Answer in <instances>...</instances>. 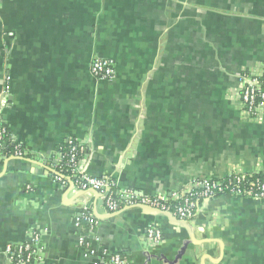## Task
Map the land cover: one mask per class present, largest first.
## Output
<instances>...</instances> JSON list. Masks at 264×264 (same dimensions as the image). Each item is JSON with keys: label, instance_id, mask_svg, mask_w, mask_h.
<instances>
[{"label": "crops", "instance_id": "1", "mask_svg": "<svg viewBox=\"0 0 264 264\" xmlns=\"http://www.w3.org/2000/svg\"><path fill=\"white\" fill-rule=\"evenodd\" d=\"M96 56L114 63L111 80L90 74ZM262 62L264 0H0L1 117L29 152L0 161V264L35 229L47 230L42 264H93L75 226L86 209L92 246L125 264H264V199L211 197L187 223L107 213L102 192L61 186L49 167L75 139L86 173L147 196L264 176V119L243 122L233 96L237 74Z\"/></svg>", "mask_w": 264, "mask_h": 264}, {"label": "built area", "instance_id": "2", "mask_svg": "<svg viewBox=\"0 0 264 264\" xmlns=\"http://www.w3.org/2000/svg\"><path fill=\"white\" fill-rule=\"evenodd\" d=\"M88 68L90 74L99 80H111L115 75L114 63L108 58L92 57ZM236 77L233 96L241 120L251 123L261 122L264 119V62L253 69L242 70ZM7 105L4 94L0 98V161L8 157L27 158L29 152L12 136L1 117ZM65 143L66 148L59 146L56 149L54 163L49 166L53 181L61 186L70 183L79 190L102 192L107 213H115L122 207H141L163 212L171 218L187 223L195 215L200 199L208 200L214 192L222 189H228L230 194L264 199V176L259 178L258 174H245L237 170L231 171L225 180H194L182 191L170 197L139 194L128 186H119L112 178L105 175L96 177L86 173L82 160L85 156V147L82 142L68 139ZM251 177L255 179L247 182L246 186H240ZM231 180H234L236 186H230ZM29 189L30 187L26 186V190ZM168 199L176 203L169 205ZM83 211L76 218L75 226L82 227L78 243L85 254L95 258L93 264H125V259L121 258L119 253L97 252L92 246L95 220L88 214L87 209ZM46 233V229H35L28 233L24 241L7 244L4 254L10 264H42L44 260L42 238ZM146 239L150 244H158L161 241L160 230L154 226L147 228Z\"/></svg>", "mask_w": 264, "mask_h": 264}, {"label": "trees", "instance_id": "3", "mask_svg": "<svg viewBox=\"0 0 264 264\" xmlns=\"http://www.w3.org/2000/svg\"><path fill=\"white\" fill-rule=\"evenodd\" d=\"M63 148H66V143H64L63 145ZM256 177V176H255ZM255 177H251V178H248L247 179V181L246 182H242V184L240 185V186H246V184H247V182H250V181H252V180H254L255 179ZM257 177H259V178H261V175L260 174H258L257 175ZM226 178H224V179H221V180H225ZM230 186H236V183L234 182V180H231L230 181ZM227 193H229V190L228 189H222L221 191H219V192H214V194H213V198H215V197H217V196H220V195H222V194H227ZM230 194V193H229ZM168 197H170V196H168ZM202 200L200 199L199 200V204H200V202H201ZM176 202H174L173 200H171V199H168V202H167V204H172V205H174ZM121 209H123V207L122 208H119L118 210H121ZM119 255L121 256V258H124V256L122 255V253H119Z\"/></svg>", "mask_w": 264, "mask_h": 264}, {"label": "water", "instance_id": "4", "mask_svg": "<svg viewBox=\"0 0 264 264\" xmlns=\"http://www.w3.org/2000/svg\"><path fill=\"white\" fill-rule=\"evenodd\" d=\"M157 212H159V211H157ZM160 213H162V214H165V213H163V212H160ZM167 215V214H166ZM169 216V215H168Z\"/></svg>", "mask_w": 264, "mask_h": 264}]
</instances>
